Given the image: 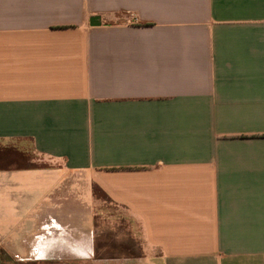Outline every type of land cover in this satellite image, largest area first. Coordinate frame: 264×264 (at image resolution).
<instances>
[{
	"label": "crops",
	"instance_id": "1",
	"mask_svg": "<svg viewBox=\"0 0 264 264\" xmlns=\"http://www.w3.org/2000/svg\"><path fill=\"white\" fill-rule=\"evenodd\" d=\"M0 147L16 262L91 258L95 187L141 264H264V0H0Z\"/></svg>",
	"mask_w": 264,
	"mask_h": 264
},
{
	"label": "rangeland",
	"instance_id": "2",
	"mask_svg": "<svg viewBox=\"0 0 264 264\" xmlns=\"http://www.w3.org/2000/svg\"><path fill=\"white\" fill-rule=\"evenodd\" d=\"M26 158L28 161H20L19 164L38 166L46 163L36 154H29ZM2 163L7 164L5 160ZM94 197L96 248L91 258H53L21 263L7 258L3 264H141L139 259L143 257L144 241L137 221L123 209L111 204L102 193L97 192Z\"/></svg>",
	"mask_w": 264,
	"mask_h": 264
},
{
	"label": "trees",
	"instance_id": "3",
	"mask_svg": "<svg viewBox=\"0 0 264 264\" xmlns=\"http://www.w3.org/2000/svg\"><path fill=\"white\" fill-rule=\"evenodd\" d=\"M28 155L22 154V153L12 154L5 159L7 164H5L4 166L9 167V168H14V169H30V168H33L35 166L20 165L19 164L20 161H23V162L28 161L26 158V156H28ZM0 163L3 165L1 160H0ZM97 192L102 193L99 189L94 187L93 188V195L96 196ZM7 258L10 259L8 256H5L3 253L0 252V264H3V262H5V259H7Z\"/></svg>",
	"mask_w": 264,
	"mask_h": 264
}]
</instances>
